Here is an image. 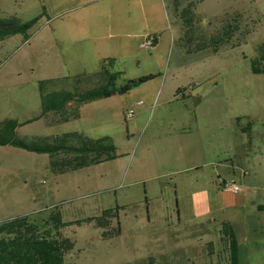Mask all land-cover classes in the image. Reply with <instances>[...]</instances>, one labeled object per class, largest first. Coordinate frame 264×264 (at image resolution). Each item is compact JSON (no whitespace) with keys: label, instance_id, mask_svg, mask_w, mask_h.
<instances>
[{"label":"rangeland","instance_id":"1","mask_svg":"<svg viewBox=\"0 0 264 264\" xmlns=\"http://www.w3.org/2000/svg\"><path fill=\"white\" fill-rule=\"evenodd\" d=\"M180 1L194 4L197 38L240 13L236 44L197 48L173 0H0L2 17L38 18L27 35L0 41V122L36 118L42 83L95 86L87 76L104 64L117 88L155 75L72 103L68 119L51 112L17 128L27 142L109 137L115 159L60 170L48 153L0 145V222L46 223L59 212L75 243L65 264H231L225 223L239 264H264V73L251 68L264 44V0ZM147 37L156 44L143 47Z\"/></svg>","mask_w":264,"mask_h":264},{"label":"trees","instance_id":"2","mask_svg":"<svg viewBox=\"0 0 264 264\" xmlns=\"http://www.w3.org/2000/svg\"><path fill=\"white\" fill-rule=\"evenodd\" d=\"M181 5L180 0H173V7L183 21V36L189 37L190 42L195 41L197 48L211 45L217 49V46L224 42L236 44L234 37L240 27V13L229 20H224L222 26L209 37L197 38L193 34L194 4L188 3L183 9H181ZM37 20V17L22 21L17 16H0V41L15 34L27 35L29 29L34 26ZM251 68L254 73H264V44L259 45L258 55L252 60ZM154 77L155 75H148L130 79L125 85L117 88V73L110 72L104 64L102 70L95 76H87L90 79L89 82H96L93 87L81 89L78 81L73 89L60 88L46 91L44 83H42V111L36 118L54 112L62 115L64 120L68 119L69 116L75 115L78 111L77 109L76 112H70L69 106L72 103H77L79 108L81 104L89 100L109 97L117 91L121 93L128 92L133 87ZM80 78L77 77V80ZM36 118L27 120L24 123H20L16 119H7L0 122V145H13L33 152L48 153L52 158L51 165L56 169L59 166H69V169H77L118 157L115 146L109 137L92 139L71 132L64 136L55 137L53 142H27L20 138L17 135V128ZM69 137L79 140L76 144H70ZM60 155L64 156L65 159L57 161L55 157ZM58 169L68 170L63 167ZM111 211L113 209H107L102 217L96 218L97 224L106 226L110 221L108 214L111 216ZM62 224L59 212L51 214L46 223L36 220L31 215L17 216L0 222V264H65L66 255L74 248L75 243L71 238L63 235L61 232ZM224 231L229 237L231 264H239L238 241L232 226L225 223Z\"/></svg>","mask_w":264,"mask_h":264},{"label":"built area","instance_id":"3","mask_svg":"<svg viewBox=\"0 0 264 264\" xmlns=\"http://www.w3.org/2000/svg\"><path fill=\"white\" fill-rule=\"evenodd\" d=\"M157 42V38L156 37H147L146 40L142 43L143 47H152L156 44ZM134 116V112L133 110H131L128 113V117H133ZM226 188L232 191H239L241 188L239 185L237 184H226Z\"/></svg>","mask_w":264,"mask_h":264}]
</instances>
